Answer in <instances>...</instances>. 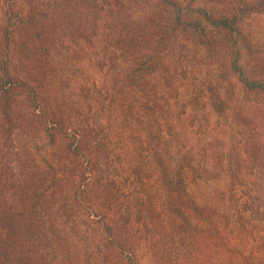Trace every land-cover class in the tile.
Masks as SVG:
<instances>
[{
    "label": "trees",
    "instance_id": "16d2710c",
    "mask_svg": "<svg viewBox=\"0 0 264 264\" xmlns=\"http://www.w3.org/2000/svg\"><path fill=\"white\" fill-rule=\"evenodd\" d=\"M218 1L0 0V264H186L210 240L257 264L264 201L237 182L264 176V55L243 27L264 0ZM224 174L201 205L190 187Z\"/></svg>",
    "mask_w": 264,
    "mask_h": 264
},
{
    "label": "rangeland",
    "instance_id": "374dc122",
    "mask_svg": "<svg viewBox=\"0 0 264 264\" xmlns=\"http://www.w3.org/2000/svg\"><path fill=\"white\" fill-rule=\"evenodd\" d=\"M179 1L182 6H193L194 9L197 10H208L211 11L213 13H215L216 9L218 10L219 13V9L221 6L220 1H213V0H196V1H192V0H177ZM239 0H233L232 2H230L231 6H238L240 5V3L238 2ZM248 2H252L254 3L255 0H247ZM128 3V2H127ZM130 4V3H129ZM223 4V3H222ZM134 6L132 12H136V14H139V11H142L145 6L142 5H131ZM148 6H151L148 5ZM197 16V15H194ZM243 27L244 29L251 34L252 37V42H253V50H255L257 53L264 55V13L260 12L258 14H254L253 16H250L248 19H246L243 23ZM96 45L98 46L97 49H90L89 53H87L88 55L82 60V64L80 65L81 67L84 66L83 68H81L80 70H85L87 72H95V68H92L93 65V60L96 58L95 54H96V50H100L101 45L96 43ZM254 54L253 56H259L258 54ZM257 58V57H256ZM251 59V61H253L254 59L252 57L247 56V52L244 51V59L241 61L247 68V70H249V68H252L253 65L249 64V60ZM200 58L199 57H192L189 61V64H197L200 65ZM191 62V63H190ZM188 63V60H187ZM197 70V69H196ZM201 70H203L205 72V74L203 76L199 75V72H195L196 76L198 75L200 77L201 80H206L207 77L214 75L213 71L211 69L206 68L205 66H202ZM99 77L97 78H101L102 76L99 74ZM100 86L101 83V79L97 80ZM235 83L237 84V89L238 91L241 90V87L239 85V81L236 80L235 78ZM254 100V104L251 106L249 104V111L255 112V109L257 108V106L260 105L259 102H256L255 98H253ZM229 132V131H227ZM230 134L225 133H221L220 136H224L222 137L224 141L223 144L221 145V147H225V148H231V145L233 143V140H231L232 136H233V132H229ZM261 137H262V142L264 143V129L261 132ZM238 147H241L240 144L238 145ZM229 175L228 174H224L223 176H220L219 178L215 179V178H207L204 182H202L199 185H193V187H190V190L192 193L196 194L198 196V202L201 203V205L206 204V205H215L217 204L216 201V196L218 193L220 192H224L226 191V188L229 186L230 180H229ZM237 197L238 200L241 202V198L242 197V192L245 191V189L249 188L251 190V197L253 199L256 200V198L259 201H264V176L263 173H261L260 171H253L252 173H250V170L248 169H243L242 170V174L240 175V178L237 182ZM248 189V190H249ZM257 200V203L259 202ZM230 205H225L226 211L229 213L230 212ZM256 208V206H254ZM261 213L262 217L264 216V205L261 206ZM244 216H247V213H242ZM231 215V214H230ZM260 217V218H262ZM259 225L257 224V221H255V225H256V229L255 231L259 232L260 235H263L259 237V239L261 241L264 242V217H263V221L262 222H258ZM221 227V223L218 224V228ZM202 228V226H201ZM203 228H207L206 226ZM228 232H230L232 234L231 238L233 240V238H235V236L240 235V233L242 232L240 225L235 223V222H231V225L229 227V229H227ZM222 233V232H221ZM247 239L244 236H239L236 239L235 242V250H238L240 247L241 249L244 248L245 244H246ZM207 247L210 244V247L208 249H206V247L204 248L203 246L199 247L198 245H196V250L193 252V255L190 254L189 258L186 259V264H221V261H224V264H231L229 263L228 260V256L226 255L225 258L223 259V252L221 251V249H217L215 248V245L212 240H210L209 242L207 241ZM212 245V246H211ZM249 246H247L246 248H248ZM250 249V248H249ZM212 252V254H211ZM241 254L239 255H234V262L237 264H243V261L241 260ZM209 257V258H208ZM255 260L257 264H264V248H261V251L257 253V255L255 256ZM143 264H153L152 261L145 259L143 260Z\"/></svg>",
    "mask_w": 264,
    "mask_h": 264
}]
</instances>
